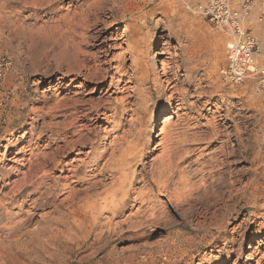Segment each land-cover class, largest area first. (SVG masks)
I'll use <instances>...</instances> for the list:
<instances>
[{
	"label": "rangeland",
	"instance_id": "obj_1",
	"mask_svg": "<svg viewBox=\"0 0 264 264\" xmlns=\"http://www.w3.org/2000/svg\"><path fill=\"white\" fill-rule=\"evenodd\" d=\"M207 2L0 0V264H264V88Z\"/></svg>",
	"mask_w": 264,
	"mask_h": 264
},
{
	"label": "built area",
	"instance_id": "obj_2",
	"mask_svg": "<svg viewBox=\"0 0 264 264\" xmlns=\"http://www.w3.org/2000/svg\"><path fill=\"white\" fill-rule=\"evenodd\" d=\"M252 0H243L239 8L231 0H208L198 6V11L220 25L228 35L227 63L222 68V79L228 83H240L255 78L264 88V65L257 56L261 54L259 38L242 23L243 15L250 10Z\"/></svg>",
	"mask_w": 264,
	"mask_h": 264
},
{
	"label": "bare ground",
	"instance_id": "obj_3",
	"mask_svg": "<svg viewBox=\"0 0 264 264\" xmlns=\"http://www.w3.org/2000/svg\"><path fill=\"white\" fill-rule=\"evenodd\" d=\"M249 19V12L247 13V14H245V15H243V18H242V20H243V22H247V20ZM228 41H229V37H228ZM165 44H166V42H164L163 44H162V49L161 50H159L158 51V53L156 54V56H161V55H163V48H164V46H165ZM156 62H157V68L158 69H162L163 70V68H164V63H165V60H164V58L163 57H159L157 60H156ZM163 73V72H162ZM162 115H164V117H163V119H165V112L164 113H162ZM161 120V119H160ZM164 121V120H163ZM159 122V121H158ZM91 195V194H90ZM114 195V194H113ZM124 196V195H123ZM123 198V197H122ZM72 200V199H71ZM113 200V199H112ZM117 202V201H116ZM114 214V213H113ZM143 261H147L148 260V258H149V256H148V254H143Z\"/></svg>",
	"mask_w": 264,
	"mask_h": 264
},
{
	"label": "crops",
	"instance_id": "obj_4",
	"mask_svg": "<svg viewBox=\"0 0 264 264\" xmlns=\"http://www.w3.org/2000/svg\"><path fill=\"white\" fill-rule=\"evenodd\" d=\"M231 1H232V3H233L234 5H236V3H237L236 1H237V0H231ZM233 4H232V5H233ZM234 5H233V6H234ZM234 7H235V6H234ZM255 11H257V7L255 8ZM253 19H254V16L252 17V15H250V16H249V19H248V21H247V23L250 22V21H252Z\"/></svg>",
	"mask_w": 264,
	"mask_h": 264
}]
</instances>
